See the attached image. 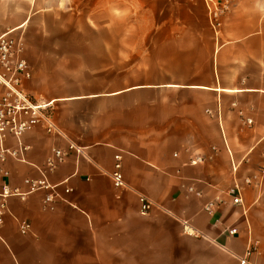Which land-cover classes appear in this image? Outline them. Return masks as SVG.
I'll use <instances>...</instances> for the list:
<instances>
[{"label": "crops", "instance_id": "crops-1", "mask_svg": "<svg viewBox=\"0 0 264 264\" xmlns=\"http://www.w3.org/2000/svg\"><path fill=\"white\" fill-rule=\"evenodd\" d=\"M229 2L215 34L203 0H0V36L22 40L31 70L22 87L52 102L64 135L25 134V161L0 166L8 185L24 191V179H39L54 147L83 150L47 177L62 200L46 209L43 192L8 201L0 264H240L250 242L249 263L264 264V176L244 187L241 206L227 195L264 166V0ZM126 30L151 38L113 36ZM92 31L103 38L79 34ZM117 154L123 189L111 180ZM141 195L156 206L146 217ZM182 221L199 236L183 234Z\"/></svg>", "mask_w": 264, "mask_h": 264}, {"label": "built area", "instance_id": "built-area-1", "mask_svg": "<svg viewBox=\"0 0 264 264\" xmlns=\"http://www.w3.org/2000/svg\"><path fill=\"white\" fill-rule=\"evenodd\" d=\"M207 12V20L212 31L217 34L222 25L223 19L229 14L231 4L229 0H203ZM24 44L21 39H16L9 33L0 36V166L3 167L11 161H25V153L29 150L28 146L22 144V138L25 134L41 128L49 135L64 137L52 119V102L38 101L30 96L24 89L23 83L31 80V70L22 58ZM247 123L251 122L247 120ZM16 142L15 148H8L5 142L9 139ZM70 156H83L82 148L73 143H68L65 149L52 148L50 155L46 158L41 177L39 179L26 178L23 180L25 188L22 191L19 188H11L8 183L9 174L4 168H0V177L3 182L0 184V225L4 223L8 213V201L11 198H18L21 201L32 194L43 192V208H49L62 200L58 191V186L50 184L47 180L49 174L54 173ZM113 173L111 180L115 189L125 187L121 173V156H114ZM204 162L202 157H195L188 162L189 166H197ZM233 171L236 168L233 167ZM260 176H264V166L260 167L258 174L246 177L242 182L235 181L227 190V195L231 198L233 206H241V194L244 187L256 185ZM187 192L197 198L201 193L194 187H188ZM64 194H70L71 190L64 188ZM219 201L209 202L204 206L207 214H212ZM139 215L148 216L156 207L147 197L141 195L138 197ZM183 234L188 236H199V233L186 221L181 222ZM18 231L22 236L31 232V225L27 221L18 222ZM237 229L227 230L229 236L237 235ZM258 242H250L245 256L240 260V264H250L249 258L257 252Z\"/></svg>", "mask_w": 264, "mask_h": 264}, {"label": "rangeland", "instance_id": "rangeland-1", "mask_svg": "<svg viewBox=\"0 0 264 264\" xmlns=\"http://www.w3.org/2000/svg\"><path fill=\"white\" fill-rule=\"evenodd\" d=\"M80 12H81V15H79V17L81 18V20L82 19H86L87 16H88L89 9L87 7H85V8L80 9ZM90 12H91V10H90ZM133 17H135V16H133ZM72 18L75 19V18H77V16L73 15ZM72 18H70V19H72ZM144 20L145 21H150V18L148 16H144ZM144 20L142 18L141 22H145ZM120 33L122 34V37L130 39L131 42L133 40L135 41L137 39H145L146 40V39H150L151 38V32L150 31H146V30H137V31L136 30H126V31H123V32H117L116 31V32H113V36L119 37ZM76 34H77V32H75V31H65L64 32V38L65 39H72V38L77 37ZM79 34H81V37H84V38H93L94 34H96L97 37L103 38V32H97V31L79 32ZM62 49L64 51L63 53L71 54V53H74V51H76L78 48H74V47L68 46V47H64ZM81 49H83V48H81Z\"/></svg>", "mask_w": 264, "mask_h": 264}]
</instances>
